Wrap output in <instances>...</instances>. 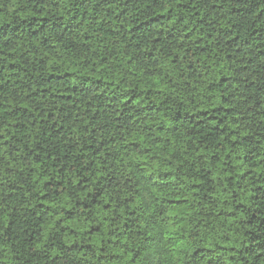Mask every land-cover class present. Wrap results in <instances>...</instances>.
<instances>
[{
  "label": "trees",
  "instance_id": "1",
  "mask_svg": "<svg viewBox=\"0 0 264 264\" xmlns=\"http://www.w3.org/2000/svg\"><path fill=\"white\" fill-rule=\"evenodd\" d=\"M0 264H264V0H0Z\"/></svg>",
  "mask_w": 264,
  "mask_h": 264
}]
</instances>
